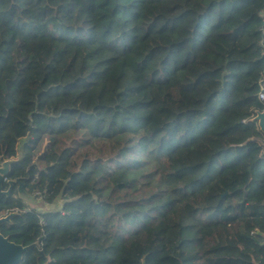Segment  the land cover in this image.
<instances>
[{
  "label": "trees",
  "instance_id": "1",
  "mask_svg": "<svg viewBox=\"0 0 264 264\" xmlns=\"http://www.w3.org/2000/svg\"><path fill=\"white\" fill-rule=\"evenodd\" d=\"M261 84L264 0H0L20 264H264Z\"/></svg>",
  "mask_w": 264,
  "mask_h": 264
},
{
  "label": "water",
  "instance_id": "2",
  "mask_svg": "<svg viewBox=\"0 0 264 264\" xmlns=\"http://www.w3.org/2000/svg\"><path fill=\"white\" fill-rule=\"evenodd\" d=\"M253 122H257L259 130L264 135V111L257 112L256 116L252 120ZM12 162L8 161V166L4 169H0V199L4 196H8L10 194L11 187L13 186L14 181H8L10 185V189L7 191L3 190V182L5 180V176L9 171L10 164ZM19 182V181H17ZM24 187L23 184L20 183L19 190L23 191ZM12 217V214L1 218L0 225L6 222H9ZM26 248L17 245L13 242H10L8 238L4 237L0 233V264H20L23 258L24 253L26 252Z\"/></svg>",
  "mask_w": 264,
  "mask_h": 264
},
{
  "label": "rangeland",
  "instance_id": "3",
  "mask_svg": "<svg viewBox=\"0 0 264 264\" xmlns=\"http://www.w3.org/2000/svg\"><path fill=\"white\" fill-rule=\"evenodd\" d=\"M21 151V142H20V145H19V153ZM16 159H11V161H14ZM8 166V161H4V162H0V169H4ZM1 173V172H0ZM18 195L19 197H21L24 202L27 204L28 207L30 208H35L39 211H45V210H48V209H53L54 207L53 206H48L46 205L42 200H40L38 197H35L33 195H29L27 193H25V190L23 189V191H20L18 189Z\"/></svg>",
  "mask_w": 264,
  "mask_h": 264
},
{
  "label": "built area",
  "instance_id": "4",
  "mask_svg": "<svg viewBox=\"0 0 264 264\" xmlns=\"http://www.w3.org/2000/svg\"><path fill=\"white\" fill-rule=\"evenodd\" d=\"M260 88H261V91H260V94H259V100L264 101V84H261V87ZM15 212H18V210L17 209H13L11 211H7L4 214V216L0 217V219L1 218H4V217H7V216H9V215H11V214H13Z\"/></svg>",
  "mask_w": 264,
  "mask_h": 264
}]
</instances>
